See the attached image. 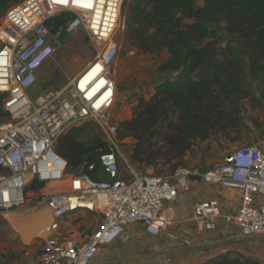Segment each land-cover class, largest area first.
<instances>
[{"label":"built area","instance_id":"obj_1","mask_svg":"<svg viewBox=\"0 0 264 264\" xmlns=\"http://www.w3.org/2000/svg\"><path fill=\"white\" fill-rule=\"evenodd\" d=\"M124 2L19 0L6 8L0 23V94L9 116L8 122L0 123V217L26 205L25 188L32 180L64 183L56 192L42 193L38 202L52 216L42 247L43 264H90L101 245L126 240V227L134 223H141L151 235L169 229L173 220L163 205L186 190L192 178L235 190L240 199L234 214H221L216 200L196 203L194 220L200 230L216 229L222 218L234 223L242 236L264 234V138L225 152L206 171L179 165L169 174L120 176L118 123L112 112L118 86L111 68L122 45L118 28ZM62 15L52 32L47 20ZM78 29L85 30L94 58L63 89L31 97L35 74L54 54L57 39ZM96 66L93 78L81 84ZM86 119L97 122L106 137L108 151L99 155L106 180L88 173L68 175L65 160L54 150L69 125ZM79 209L100 212L98 227L85 242L58 238L59 220Z\"/></svg>","mask_w":264,"mask_h":264},{"label":"trees","instance_id":"obj_2","mask_svg":"<svg viewBox=\"0 0 264 264\" xmlns=\"http://www.w3.org/2000/svg\"><path fill=\"white\" fill-rule=\"evenodd\" d=\"M19 0H0V11ZM123 4L125 37L138 51L166 60L159 72L172 75L154 86L148 97L137 98L131 118L118 123L117 139L134 141L133 164L171 173L196 141H204L234 124L238 102L251 97L252 108L264 101V0H131ZM64 15L46 25L53 32ZM247 78L256 82L262 100L252 96ZM0 94V116L3 110ZM69 127L54 144L66 162L65 172L88 173L108 179L99 155L108 151L100 134L87 126ZM92 164L93 168L88 169ZM159 168V169H158ZM106 175V178H103ZM32 180L26 190H40ZM204 264H241L237 257L220 255Z\"/></svg>","mask_w":264,"mask_h":264},{"label":"crops","instance_id":"obj_3","mask_svg":"<svg viewBox=\"0 0 264 264\" xmlns=\"http://www.w3.org/2000/svg\"><path fill=\"white\" fill-rule=\"evenodd\" d=\"M116 76L115 80L119 83L125 78L124 74L123 78ZM121 86L120 84L117 87V95L123 92L124 99L133 100L131 96H134V90H122ZM153 92L154 87L150 88L147 94L139 91L137 98H148ZM136 102L137 99L134 105ZM120 103L122 102L118 100L113 107L115 117L118 118L124 116L125 112ZM129 113L131 118L132 112ZM103 178H106V175H103ZM48 188L52 189L49 183L40 191ZM209 200L219 203L221 214L236 213L240 204L235 190H224L206 181L192 178L186 190L179 191L175 200L163 205L173 220L169 229L161 231L158 235H151L141 223L131 224L125 230L126 240L101 245L90 264H204L223 254L237 257L241 264H264V234L242 236L234 223L226 222L222 218H219L214 230H200L196 226L194 206L198 202ZM49 213L51 215L47 207L26 211L19 216L13 212H5L0 217V225L6 223L14 229L21 243L25 244V241L31 238L44 242L50 235L49 228L46 230L48 234H43V226ZM100 220L101 213L98 211L79 209L69 212L59 220L55 235L61 239L85 242L98 227ZM51 223L52 216L49 224ZM18 250H13L18 254H15L16 258L12 259L10 264H43L41 250L33 247Z\"/></svg>","mask_w":264,"mask_h":264},{"label":"rangeland","instance_id":"obj_4","mask_svg":"<svg viewBox=\"0 0 264 264\" xmlns=\"http://www.w3.org/2000/svg\"><path fill=\"white\" fill-rule=\"evenodd\" d=\"M128 2H131V0H127L125 7ZM199 4H202V0H199ZM5 11L6 9L0 11V23L4 20ZM118 38L122 40V45L112 65V75L116 78V75L122 77L124 74L125 78L122 77L123 80L120 83L117 81V85L119 86L121 84L122 86L120 88L122 90H134V96H131L134 99H124L125 95L123 92L117 95L116 103L119 100V102H122L120 103L122 108L125 109L124 116L118 118L115 117V109L113 108L112 112L117 123L130 118L129 112H132L135 106L134 101L137 99V94H140L139 91L143 92L142 94H147L150 88L161 83L166 76L169 77L172 75L168 72L158 71V66L167 58L168 53L166 50H163L159 54L143 53L127 42L123 13L118 28ZM55 45L56 50L52 57L46 60L35 74V83L29 91L31 97H36L45 90L63 89L80 71L79 69L83 66L85 67L95 55L91 42L83 29L64 34L57 39ZM131 51H133V54H130ZM246 84L252 96L261 101L262 98L258 93L256 82L247 78ZM252 104L251 97L241 99L238 102L240 113L234 121V124L225 127L223 132L216 133L207 140L196 141L183 159L182 164L211 169L221 161L225 152L250 145L254 141L264 138V101L257 108H252ZM8 121L9 118L0 116V123H6ZM86 122H90L87 126L89 134H100L105 140L106 137L99 124L90 119L73 123L65 131L69 127L82 125ZM133 144L134 141L132 138H126L118 143L121 154L119 157L120 176L130 177L132 172L161 175L158 174L155 168H147L131 163L129 157ZM163 174H169V172H163ZM63 185V182L49 183L52 189L48 188L42 192L43 194L56 192ZM42 192L40 190H26V205L21 210L13 213L19 216V214L26 211L46 207L44 203L38 204L43 197ZM50 221L51 215L49 213L43 226V234L45 236L48 234L46 230L50 226ZM19 238L18 233L6 223L0 225V264H10L12 259L16 258L15 254H18V252L14 253L13 250L33 247L42 251V240L31 238V240L25 241L24 244L20 242Z\"/></svg>","mask_w":264,"mask_h":264},{"label":"bare ground","instance_id":"obj_5","mask_svg":"<svg viewBox=\"0 0 264 264\" xmlns=\"http://www.w3.org/2000/svg\"><path fill=\"white\" fill-rule=\"evenodd\" d=\"M97 68H98V66H96L95 69H92V71L89 72L88 74L84 75V76L82 77L81 84L90 81V80L93 78L94 71H95Z\"/></svg>","mask_w":264,"mask_h":264},{"label":"snow or ice","instance_id":"obj_6","mask_svg":"<svg viewBox=\"0 0 264 264\" xmlns=\"http://www.w3.org/2000/svg\"><path fill=\"white\" fill-rule=\"evenodd\" d=\"M84 6H91V5L85 4Z\"/></svg>","mask_w":264,"mask_h":264}]
</instances>
